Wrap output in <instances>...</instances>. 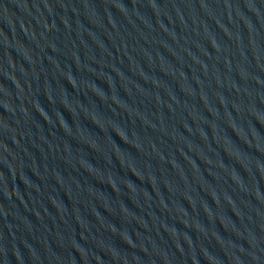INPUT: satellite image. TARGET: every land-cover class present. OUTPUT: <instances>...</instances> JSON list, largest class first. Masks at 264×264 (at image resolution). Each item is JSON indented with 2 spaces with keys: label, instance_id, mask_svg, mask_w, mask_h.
<instances>
[{
  "label": "water",
  "instance_id": "water-1",
  "mask_svg": "<svg viewBox=\"0 0 264 264\" xmlns=\"http://www.w3.org/2000/svg\"><path fill=\"white\" fill-rule=\"evenodd\" d=\"M0 264H264V0H0Z\"/></svg>",
  "mask_w": 264,
  "mask_h": 264
}]
</instances>
